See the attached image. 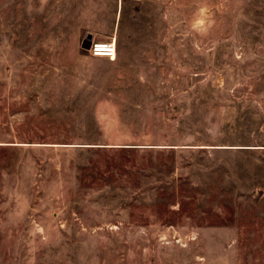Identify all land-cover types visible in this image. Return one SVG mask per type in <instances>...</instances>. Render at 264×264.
Wrapping results in <instances>:
<instances>
[{
    "label": "rangeland",
    "instance_id": "374dc122",
    "mask_svg": "<svg viewBox=\"0 0 264 264\" xmlns=\"http://www.w3.org/2000/svg\"><path fill=\"white\" fill-rule=\"evenodd\" d=\"M0 264H264V0H0Z\"/></svg>",
    "mask_w": 264,
    "mask_h": 264
},
{
    "label": "built area",
    "instance_id": "2783aa9c",
    "mask_svg": "<svg viewBox=\"0 0 264 264\" xmlns=\"http://www.w3.org/2000/svg\"><path fill=\"white\" fill-rule=\"evenodd\" d=\"M93 56L113 57L117 52V44L111 40H91L90 48L87 50Z\"/></svg>",
    "mask_w": 264,
    "mask_h": 264
},
{
    "label": "water",
    "instance_id": "95a60500",
    "mask_svg": "<svg viewBox=\"0 0 264 264\" xmlns=\"http://www.w3.org/2000/svg\"><path fill=\"white\" fill-rule=\"evenodd\" d=\"M91 40H92V35L90 34L83 42L82 47L86 50L90 48L91 45Z\"/></svg>",
    "mask_w": 264,
    "mask_h": 264
},
{
    "label": "bare ground",
    "instance_id": "6f19581e",
    "mask_svg": "<svg viewBox=\"0 0 264 264\" xmlns=\"http://www.w3.org/2000/svg\"><path fill=\"white\" fill-rule=\"evenodd\" d=\"M115 55H116V54H115ZM115 55H114V56H115ZM114 56H113V57H114Z\"/></svg>",
    "mask_w": 264,
    "mask_h": 264
}]
</instances>
